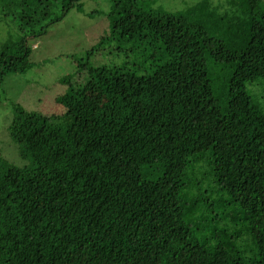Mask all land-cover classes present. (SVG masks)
<instances>
[{"label":"trees","instance_id":"1","mask_svg":"<svg viewBox=\"0 0 264 264\" xmlns=\"http://www.w3.org/2000/svg\"><path fill=\"white\" fill-rule=\"evenodd\" d=\"M81 1L0 0L18 23L0 89ZM110 2L58 110L12 102L5 130L27 163L0 155V264H264L262 0ZM114 41L138 50L135 69L89 62Z\"/></svg>","mask_w":264,"mask_h":264},{"label":"rangeland","instance_id":"2","mask_svg":"<svg viewBox=\"0 0 264 264\" xmlns=\"http://www.w3.org/2000/svg\"><path fill=\"white\" fill-rule=\"evenodd\" d=\"M199 0H158L159 7L168 11H181ZM220 11L225 9V0H211ZM82 5L69 12L59 21L50 24L45 33L31 37L29 59L34 66L26 73L5 76L0 89V155L9 163L23 166L27 160L18 155L17 144L7 136L5 126L11 117L12 102L30 110L57 111L53 97L65 87L58 79L75 70V60L95 46L99 38L109 33L107 13L110 0H82ZM264 4V0H262ZM17 19L4 15L0 10V42L9 35L18 33ZM116 42L89 58L92 65H120L135 69L140 59L136 50L118 49ZM125 46V45H123ZM128 46V45H127ZM98 91V90H97ZM108 91H98L95 99L99 104L109 99Z\"/></svg>","mask_w":264,"mask_h":264}]
</instances>
